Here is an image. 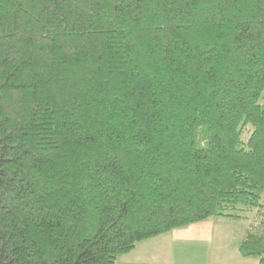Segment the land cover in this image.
Listing matches in <instances>:
<instances>
[{"label": "trees", "instance_id": "16d2710c", "mask_svg": "<svg viewBox=\"0 0 264 264\" xmlns=\"http://www.w3.org/2000/svg\"><path fill=\"white\" fill-rule=\"evenodd\" d=\"M264 0H0V264H117L246 219L264 264Z\"/></svg>", "mask_w": 264, "mask_h": 264}, {"label": "crops", "instance_id": "0c3cea01", "mask_svg": "<svg viewBox=\"0 0 264 264\" xmlns=\"http://www.w3.org/2000/svg\"><path fill=\"white\" fill-rule=\"evenodd\" d=\"M219 219L221 218L200 221L186 228L175 229L149 239L151 242L145 247L151 245L152 241L158 243L157 239L165 243L169 241L171 247L176 243L175 245L180 247L177 250L173 248L171 254L178 258L177 264H198L201 262V258L204 259L203 264H259L254 258L241 256L238 247L241 235L236 239L234 238L235 243L233 245L226 244L228 236L217 232ZM169 254L168 246L164 245V249L158 250V254L154 255L153 258L158 257L159 264H164L163 261L169 260L172 256Z\"/></svg>", "mask_w": 264, "mask_h": 264}, {"label": "rangeland", "instance_id": "374dc122", "mask_svg": "<svg viewBox=\"0 0 264 264\" xmlns=\"http://www.w3.org/2000/svg\"><path fill=\"white\" fill-rule=\"evenodd\" d=\"M261 102H264V92L261 98ZM256 209L249 210V211H240L241 214L246 215V219L235 221L231 220L227 217H221L219 219V225L217 227V232L220 234H226L228 237L226 244H234V238L240 237L241 233H243L244 227L251 224L256 219ZM223 220V221H220ZM220 229V230H219ZM158 237V236H157ZM158 243H155L156 241H152L151 245H148L145 247L146 244H150V240L140 242L137 247L131 251L130 253H127L125 255H122L119 260L117 261V264H159V258H153L154 255L158 254V250L164 249V245L168 246V250L170 252L169 256L172 255L171 251L173 248L174 250H177L180 246L172 245L169 243V241L162 242L157 239ZM221 242V241H220ZM166 248V247H165ZM178 258L174 257L173 255L170 257L169 260H164V264H177L178 261H176ZM162 261V260H161ZM174 262V263H173ZM204 259L201 258V262L198 264H203Z\"/></svg>", "mask_w": 264, "mask_h": 264}]
</instances>
